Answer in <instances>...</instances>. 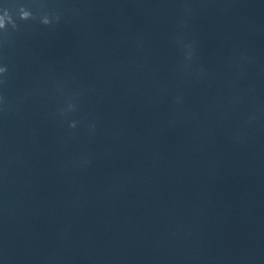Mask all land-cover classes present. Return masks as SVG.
Instances as JSON below:
<instances>
[{
	"label": "clouds",
	"instance_id": "obj_1",
	"mask_svg": "<svg viewBox=\"0 0 264 264\" xmlns=\"http://www.w3.org/2000/svg\"><path fill=\"white\" fill-rule=\"evenodd\" d=\"M21 19H25V20H27V19H29V17H21ZM43 23L47 24V23H49V20H48V19H45V20L43 21ZM4 71H5V69L0 68V73H3Z\"/></svg>",
	"mask_w": 264,
	"mask_h": 264
}]
</instances>
